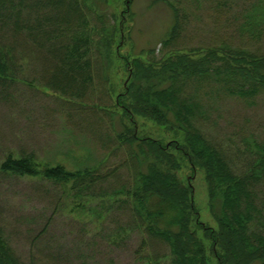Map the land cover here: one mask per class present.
<instances>
[{"label":"trees","instance_id":"16d2710c","mask_svg":"<svg viewBox=\"0 0 264 264\" xmlns=\"http://www.w3.org/2000/svg\"><path fill=\"white\" fill-rule=\"evenodd\" d=\"M25 1L0 0V7L18 6L19 17L25 19L33 10L65 11V19L52 16L37 26L40 32L49 27L44 34L49 41L44 48L50 72L46 87L68 96L64 116L70 121L77 112L85 121L96 120L89 130L107 157L123 158L117 164L120 171L115 167L101 173L104 163L98 161L84 160L67 169L61 161L44 162L22 149L18 155L7 153L0 160L1 185L9 178H37L52 183L55 193L35 188L33 196H52V212L21 224L34 234L30 237L37 249H43L40 255L18 251L0 227V264H99L94 262V248H81V237L73 238L64 253L50 247L51 218L63 210L68 197L73 208L95 215L100 225L84 246H98L97 256L111 248H127L134 235L137 242L131 253L136 264H264V138L245 140L238 132L229 137L215 132L213 137L203 127L211 122L215 110L209 108L216 105L215 99L264 100V52L214 44L187 51L175 48L181 29L175 8V22L162 39L165 50L159 57L154 49L151 56L121 57L115 42L120 26L110 22L117 15L106 8L108 0H51L35 7L24 6ZM262 8L264 3L244 13L245 33L262 35L256 24L264 17V9L257 13ZM0 19L15 29L6 15ZM19 21V32H30ZM4 58L7 61L0 56V78L8 70ZM208 84L219 94L203 92ZM140 121L152 123L173 141L164 144L162 136L145 134ZM104 126L108 133L101 131ZM184 160L203 174L215 227L199 219L192 187L181 178ZM102 244L104 250L99 249Z\"/></svg>","mask_w":264,"mask_h":264},{"label":"rangeland","instance_id":"374dc122","mask_svg":"<svg viewBox=\"0 0 264 264\" xmlns=\"http://www.w3.org/2000/svg\"><path fill=\"white\" fill-rule=\"evenodd\" d=\"M9 1L17 4L20 0ZM37 2L47 4L51 0H26L23 5L35 7ZM107 2L109 6L106 8L109 12L116 10L117 16L114 19L110 17L112 21H109L120 26L115 42L120 45L117 52L121 57L133 58L141 53L151 56V49H154L155 56L159 57L165 50L161 46L162 39L166 37L175 22V8L181 28L175 48L187 51V49L214 44L220 49L246 48L255 54L264 52V17L260 16L256 23L258 28L263 30L261 36L257 34V37H254L248 32L245 33L243 25L244 13L252 6L254 8L263 6L264 0H108ZM263 9L258 10L257 13H261ZM19 11L21 9L18 6L13 9L7 4L4 8L0 7V15H6L7 19L15 23V29L12 27L9 29L0 19V56L7 57V61L5 58L4 60L8 65L6 74L0 78V160L9 152L20 154L18 151L22 149L25 153L33 152L44 162L61 161L67 169L81 166L84 160L92 164L96 161L104 163L101 173L115 169L123 157L120 154L116 157H107L105 153L108 152L101 150L100 145L92 140L93 133L89 130V125H95L96 120L85 121L81 115H78L80 112H77L70 121L64 116L67 110L65 102L69 101L68 96L53 92L46 87L50 72L47 73L45 59L47 56L44 48L49 41H46L44 34L49 27L40 32L37 26H40L44 19H51L52 16L65 19V11L54 9L51 14H47L45 10L35 13L33 10L29 12L28 19L22 15L19 17ZM19 18L22 21L21 25L30 29V32H27L28 36L26 31L19 32ZM201 90L206 94H219L213 84H208ZM215 101L216 105L209 108L215 110L211 122L208 123L209 126L203 125L208 135L216 137V132L229 137L238 132L242 135L239 137L245 140L264 138V100L258 98L253 103L247 101L238 103L231 98L225 101L218 98ZM141 123L140 121V127L141 125L145 127V134L162 136L152 123ZM104 129L101 131L108 133L106 126ZM162 138L164 144L173 141L172 136L169 135ZM235 140L238 142L237 139ZM240 146L242 147V144ZM184 163L187 166L182 170L181 178L189 181L192 187L199 219L206 227H215L207 205L208 190L203 174L198 169H190L186 160ZM117 170L120 171L121 167H117ZM9 179L3 181L6 186L0 184V227L6 230L8 236L10 235V242L18 251L27 253V256H37L38 251L39 256V252L43 249L35 247L31 239L34 234H30L28 228L21 224L32 223L37 217L49 216L53 207L52 196L43 194L33 196L31 192H36L35 188L39 190L41 187L55 193L52 183L43 184L37 178ZM28 195L31 198L27 197ZM72 202V197H68L63 210L56 212L51 218L48 233L54 237L50 242L52 250L59 248L64 253L67 248H71L70 243L73 238L79 240L81 237L82 249H86L87 252L89 249L90 251L95 249L94 262L98 260L99 264H136L131 253L137 242L134 235L129 239L127 248L122 250L111 248L110 253L106 250L98 256L96 255L97 251H100L97 249L98 246L84 247L90 244L89 240L93 235L99 233L100 229H97V226L100 225L95 215L90 216L80 212L81 209L76 210L72 207ZM96 203L91 204L90 207H95ZM86 223L84 232L81 228ZM102 225L107 226V223L102 222ZM111 227L113 228L114 225L112 224ZM109 232V230L104 231L105 234ZM57 244L59 246L55 247ZM99 249L104 250V244L100 245Z\"/></svg>","mask_w":264,"mask_h":264}]
</instances>
